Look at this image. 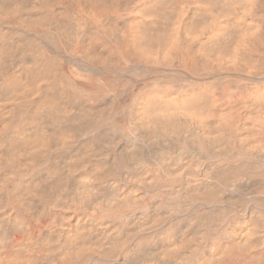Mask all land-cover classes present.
I'll return each instance as SVG.
<instances>
[{
  "label": "bare ground",
  "instance_id": "obj_1",
  "mask_svg": "<svg viewBox=\"0 0 264 264\" xmlns=\"http://www.w3.org/2000/svg\"><path fill=\"white\" fill-rule=\"evenodd\" d=\"M0 264H264V0H0Z\"/></svg>",
  "mask_w": 264,
  "mask_h": 264
}]
</instances>
